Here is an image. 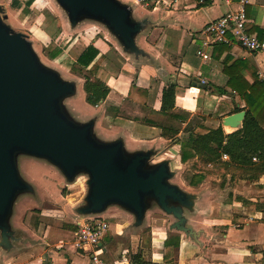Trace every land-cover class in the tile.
Returning <instances> with one entry per match:
<instances>
[{"label": "crops", "instance_id": "obj_1", "mask_svg": "<svg viewBox=\"0 0 264 264\" xmlns=\"http://www.w3.org/2000/svg\"><path fill=\"white\" fill-rule=\"evenodd\" d=\"M124 1L130 3L135 16H146L150 20L137 36V43L146 54L135 57L124 52L120 44L112 47L96 39L93 44L99 48V56L113 51L116 58L123 59L119 62L120 70L106 81L110 91L101 101L104 109L89 105L93 111L85 112L69 98L70 108L82 119L97 115V134L108 140L123 136L131 149L159 140L166 144L171 137L162 134L158 121L167 117L175 123L180 121L184 127L190 120V117L186 118L187 114H199L201 123L195 124L200 129L197 133L220 125L229 132L223 125V117L236 112L234 107L245 105L239 93L250 92L249 86L255 79L263 83L259 74L264 72V53L246 49L237 42L219 43L210 49V58L203 59L197 49L202 45L201 29L210 20L237 9L242 0H159L155 5H143L137 0ZM243 1L249 17L248 30L263 37L264 0ZM133 3L148 7L146 13L135 11ZM161 4L169 8L163 9ZM231 76L237 88L229 85ZM171 83L176 84L175 106L162 112L163 89ZM109 111L114 114L108 119ZM103 120H108L106 129L109 131L105 130ZM181 131L175 136H180ZM172 146L180 148L179 143ZM62 178L64 180L63 175ZM253 182L264 187V174ZM204 203L215 204L213 200ZM234 203L240 207L234 213L223 215L221 209L213 206L211 214L188 215L187 224L194 234L170 228L175 220L172 215L149 217L151 210L162 212L156 206L147 211L144 222L137 227L133 226L134 216L130 212L110 206L98 215L107 221L108 218L116 219L114 231L112 229L110 233L114 237L107 236L108 231L100 244L103 254L109 262L127 261L128 264L131 254L136 252H140L145 260L158 264H264V201L252 196L248 203L240 200ZM215 205L219 207V203ZM118 216L123 217L124 222L117 221ZM81 218L73 219L76 222ZM145 233L148 241L144 238ZM124 235L127 245L112 247L115 236ZM15 242L9 250L0 247V264H90L88 254L76 250L72 239L65 246L64 242L60 243L62 249L41 252L39 258L33 254L38 246L16 252Z\"/></svg>", "mask_w": 264, "mask_h": 264}, {"label": "water", "instance_id": "obj_2", "mask_svg": "<svg viewBox=\"0 0 264 264\" xmlns=\"http://www.w3.org/2000/svg\"><path fill=\"white\" fill-rule=\"evenodd\" d=\"M57 2L72 27L84 19L98 21L116 37L124 52L135 57L146 54L137 36L150 20L137 18L130 3ZM1 13L0 5V247L9 250L17 239L11 223L19 195L36 194L33 182L21 175L17 161L21 153L45 160L59 170L65 182L83 177L87 191L82 195L84 202L76 207L79 216H98L117 206L134 216L133 226L137 227L156 206L174 217L170 228L194 234L186 211L194 208L196 196L171 181L175 175L171 161L152 163L154 149L128 148L123 136L102 138L95 130L97 115L74 120L70 115L77 113L68 101L78 96L77 81L65 79L45 65L28 35L15 31ZM245 114L241 109L226 115L223 125L238 129Z\"/></svg>", "mask_w": 264, "mask_h": 264}, {"label": "rangeland", "instance_id": "obj_3", "mask_svg": "<svg viewBox=\"0 0 264 264\" xmlns=\"http://www.w3.org/2000/svg\"><path fill=\"white\" fill-rule=\"evenodd\" d=\"M26 2L27 0H0L1 14L4 20L15 31H21L28 35L40 60L45 65L59 71L63 78L77 81L79 93L78 96H73L71 100L81 110L92 112L93 110L89 106L92 104L85 99L84 75L91 78L100 77L105 82L109 81L111 76L119 72V62H123V59L121 57L116 58L114 52L109 51L100 55L88 68H80L76 64V59L85 46L95 42L96 39L104 41L112 47L119 44V42L108 28L98 21L84 19L72 27L66 11L57 0H32V3L28 6ZM132 5H134L135 11L140 13H146L148 9V7H143L140 4L133 3ZM160 6L163 9L169 8L165 4ZM54 49H59L60 53L52 58L51 53ZM93 106L94 108L101 106L104 109L102 102ZM111 114H114V112L109 111L107 114L108 119ZM70 116L74 120L81 121V117L77 114ZM188 117H190L189 123L184 127L179 124L180 121L175 123L168 117L159 120L158 123L162 127L163 134H166V138L170 136L171 139L167 140L166 144L159 140L146 146L155 151L151 158L152 163L169 159L171 169L175 171L171 181L195 194V206L192 210L186 211L187 215L211 214L214 211L212 210L213 206L216 209H221L223 215L227 212L234 213L236 209L240 208L237 203H234L235 201L240 200L243 203H248L249 197L252 196H257L258 199L264 201L263 185L243 178L244 174L239 168H225L219 163L204 162L200 156L181 162L180 148L172 145L187 136L189 131L197 133L200 130L195 125L197 122L201 123L200 115L189 116L187 114L186 118ZM102 123L105 130L109 131V129H106L109 123L108 120H103ZM180 129H182L181 135L175 136ZM234 130L236 129L232 128L231 131ZM17 161L21 175L35 185L37 195H34L37 197L24 192L19 195L15 202L11 228L17 237L15 242L16 252H21L25 248L36 245L38 248L33 254H37L39 258L41 252L43 254V251L49 249H62L59 244L65 243V246L66 242L72 239L73 231L76 228V222L73 218L79 217L76 207L84 202L82 195L87 191V186L83 183V177L76 179L74 182L63 184L65 180H63L59 170L43 159L21 153L18 155ZM197 173H203L204 178L199 184L192 185L189 182V177ZM77 199L80 200L78 203L75 202ZM211 200L215 204L219 203V207L215 204L212 206V204L204 203V201L209 202ZM228 203L233 204V206H227ZM148 215L149 217H169L165 212L155 210H151ZM15 219L18 222H15ZM109 219L110 229L107 236L114 237V234L111 235L110 233L116 219ZM124 220L121 216L117 218L120 223ZM36 222L39 223L37 226ZM125 236H115L116 238L111 242L112 247L126 246L128 240ZM144 238L146 241L149 240L147 233H145ZM104 257L106 258L105 255ZM129 257L130 254L128 253Z\"/></svg>", "mask_w": 264, "mask_h": 264}, {"label": "trees", "instance_id": "obj_4", "mask_svg": "<svg viewBox=\"0 0 264 264\" xmlns=\"http://www.w3.org/2000/svg\"><path fill=\"white\" fill-rule=\"evenodd\" d=\"M15 2L19 3L18 1ZM31 3L32 0H27L26 5L28 6ZM59 53V49H54L51 57L55 58ZM99 54V48L90 43L79 53L76 64L80 68H88L99 57ZM84 78L83 89L88 103L96 105L107 97L110 91L107 82L100 77L91 78L84 75ZM228 82L232 88H237L234 85V77L231 76ZM249 90L250 92L239 93L245 105L243 107L236 106L233 109V111L246 110L242 126L231 132H226L222 125L217 128H210L204 133L189 131L187 136L178 141L181 162L200 156L204 162L219 163L225 168H239L244 174L243 178L249 180H257L264 174V127L262 126L264 119V85L255 79V83L249 86ZM175 93V83L164 87L162 112H168L174 108ZM147 121L153 125L157 124L152 120ZM224 153L228 155V158H223ZM203 178V173L193 174L189 177V182L192 185H197ZM38 224L36 222V226ZM129 264L158 263L147 261L140 252H136L132 254Z\"/></svg>", "mask_w": 264, "mask_h": 264}, {"label": "built area", "instance_id": "obj_5", "mask_svg": "<svg viewBox=\"0 0 264 264\" xmlns=\"http://www.w3.org/2000/svg\"><path fill=\"white\" fill-rule=\"evenodd\" d=\"M137 1L143 5H155L159 0ZM248 20L243 0L237 9L229 10L220 17L210 20L201 29L202 45L197 49V54L203 59H208L213 45L232 44L233 42L239 43L246 49L264 53V36L260 38L256 33L249 31ZM259 76L264 83V72H261ZM223 158H228V155L224 153ZM109 229V222L102 216H85L76 221L72 242L76 250L88 254L90 264H128L127 261L109 262L104 257L100 244Z\"/></svg>", "mask_w": 264, "mask_h": 264}, {"label": "bare ground", "instance_id": "obj_6", "mask_svg": "<svg viewBox=\"0 0 264 264\" xmlns=\"http://www.w3.org/2000/svg\"><path fill=\"white\" fill-rule=\"evenodd\" d=\"M226 129H227L228 131H231V130H232V128H231L230 126H226Z\"/></svg>", "mask_w": 264, "mask_h": 264}]
</instances>
